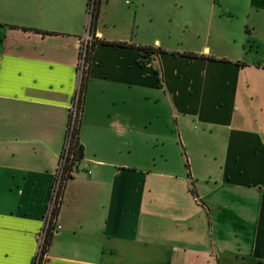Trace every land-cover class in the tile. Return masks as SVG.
Here are the masks:
<instances>
[{
	"label": "crops",
	"instance_id": "obj_1",
	"mask_svg": "<svg viewBox=\"0 0 264 264\" xmlns=\"http://www.w3.org/2000/svg\"><path fill=\"white\" fill-rule=\"evenodd\" d=\"M88 1L0 0V264L36 257ZM143 2L100 1L95 37L128 45L92 50L83 159L42 263L264 264V47L241 62L141 41Z\"/></svg>",
	"mask_w": 264,
	"mask_h": 264
},
{
	"label": "rangeland",
	"instance_id": "obj_2",
	"mask_svg": "<svg viewBox=\"0 0 264 264\" xmlns=\"http://www.w3.org/2000/svg\"><path fill=\"white\" fill-rule=\"evenodd\" d=\"M254 2L144 0L139 8L137 32L141 41L156 38L159 46L170 50L203 54L212 51L227 59L250 61L257 46L264 47V10L253 9ZM263 5L264 2L258 4Z\"/></svg>",
	"mask_w": 264,
	"mask_h": 264
},
{
	"label": "trees",
	"instance_id": "obj_3",
	"mask_svg": "<svg viewBox=\"0 0 264 264\" xmlns=\"http://www.w3.org/2000/svg\"><path fill=\"white\" fill-rule=\"evenodd\" d=\"M100 1L101 0H92V9L90 12L91 19H90L89 39L86 43V61L87 62H89L92 50L97 44H112L116 46L128 45L126 42H115V41L109 42L105 40H99L95 37L93 30H94L95 22L98 17V13H99ZM141 49H143L145 53H148L149 51H153L156 53L164 52L163 49H161L160 47L155 48L152 46H143L141 47ZM173 54H178V53L174 52ZM180 55L194 57V58L203 56V55H199L193 52H183ZM87 70L84 72L81 82H80L78 98L76 99L75 95L72 98L73 102H76L75 103L76 104V118L74 119V122L72 125L70 124V121L68 119V124L66 127V134H69V148H68V153H67L65 163L62 169L61 182H60L59 192H58V199H56L55 204L53 205V208L51 209L50 217L48 219L46 226H44L42 229L43 234L41 237V241L39 242V256L34 258L32 264H43L42 263L43 254L47 251L53 231L55 230L56 217L58 215L64 185L66 181L72 177V174L77 169L79 162L83 159V146L79 141L78 134H79L80 117H81V112H82V104H83V97H84V91H85Z\"/></svg>",
	"mask_w": 264,
	"mask_h": 264
},
{
	"label": "built area",
	"instance_id": "obj_4",
	"mask_svg": "<svg viewBox=\"0 0 264 264\" xmlns=\"http://www.w3.org/2000/svg\"><path fill=\"white\" fill-rule=\"evenodd\" d=\"M91 9H92V0H89L88 13L91 12ZM88 39H89V32H86L85 35L82 38H80L77 42V49H78V57H77V63H76L77 82H76V88L74 92L76 99L78 98L82 76L84 72L88 69V62L86 61V43ZM75 103L76 102H73V99H72L70 107H69V118L68 119L71 125L73 124L74 119L76 118V104ZM68 148H69V134H65V139L62 145V151H61V154L58 160L57 168L53 176V183H52L51 190H50V197H49L48 205L45 211L43 227L46 226L48 219L50 217L51 209L53 208V205L55 204L56 199H58V192H59V186L61 182L62 169H63L65 159L68 153ZM42 234H43V230L41 233V237H42ZM38 256H39V245H38V249L36 252V257Z\"/></svg>",
	"mask_w": 264,
	"mask_h": 264
},
{
	"label": "water",
	"instance_id": "obj_5",
	"mask_svg": "<svg viewBox=\"0 0 264 264\" xmlns=\"http://www.w3.org/2000/svg\"><path fill=\"white\" fill-rule=\"evenodd\" d=\"M86 32H89V29H88V30H86Z\"/></svg>",
	"mask_w": 264,
	"mask_h": 264
}]
</instances>
